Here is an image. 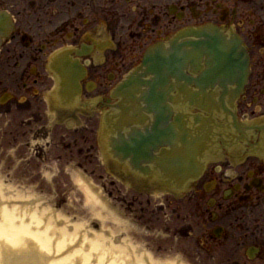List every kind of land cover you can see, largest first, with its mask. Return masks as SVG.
<instances>
[{"label": "flooded vegetation", "instance_id": "obj_1", "mask_svg": "<svg viewBox=\"0 0 264 264\" xmlns=\"http://www.w3.org/2000/svg\"><path fill=\"white\" fill-rule=\"evenodd\" d=\"M0 10L16 25L0 52V118L43 120L66 66L74 88L61 116L79 122L59 128L67 134L58 142L79 156L98 150L105 110L121 115L131 102L134 117L137 103H145L147 86L120 89L131 78L154 81L144 63L152 50L168 56L176 43L185 53L191 50L185 44H200L196 34L205 31L227 42L238 38L248 63L245 83L204 89L206 59L185 62L182 79L168 76L170 103L192 110L178 130V155L200 171L185 192L165 182L170 192L156 204L146 194L148 225H160L170 247L176 243L188 259L264 264V0H0ZM115 183L122 193L124 183Z\"/></svg>", "mask_w": 264, "mask_h": 264}, {"label": "rangeland", "instance_id": "obj_2", "mask_svg": "<svg viewBox=\"0 0 264 264\" xmlns=\"http://www.w3.org/2000/svg\"><path fill=\"white\" fill-rule=\"evenodd\" d=\"M19 119V122L8 118L0 119V197L11 198L22 205L17 207L32 224L39 223L40 231H45L50 244H54L55 239L60 237L56 232L60 234L63 231L70 241L84 236L86 240H97L96 245L104 248L127 245L124 247L127 255L137 248L147 254L162 251L173 256L172 259H161L156 254L154 260L157 264L168 261L202 264L197 259H186L176 247L171 248L170 239L157 234L158 230L162 231L160 225L157 229L150 230L147 226L150 215L146 197L135 200L132 192L124 187L120 193L115 184L104 179V169L90 163L94 161L91 159L93 156H90L89 161L81 160L79 152L75 151L77 161L87 164V170L93 176L92 187L77 181L75 173L66 171L61 165H65L66 161L70 162L72 156L58 142L59 134L64 131L59 128L49 129L46 117L41 121L25 123V119ZM42 126L46 127L45 131L56 134L51 144H46V136L39 134L43 131L40 130ZM43 163H48L46 166L54 164L56 177L52 181L45 178L49 173L46 174ZM86 188H98L100 204L88 198ZM119 228L123 231L117 233ZM188 245L186 242V249Z\"/></svg>", "mask_w": 264, "mask_h": 264}, {"label": "bare ground", "instance_id": "obj_3", "mask_svg": "<svg viewBox=\"0 0 264 264\" xmlns=\"http://www.w3.org/2000/svg\"><path fill=\"white\" fill-rule=\"evenodd\" d=\"M88 198L100 204L99 194L87 189ZM95 200V201H94ZM95 204V205H96ZM13 199L0 197V264H157L147 253L136 251L126 254L127 245L104 248L96 245L97 240H67L65 233L56 232L60 237L54 244L49 243L45 231H40L39 223L30 222ZM12 210H8V209ZM34 225V228L32 227ZM123 231L122 228L117 233ZM55 233V232H54ZM66 236V240L64 237ZM133 250V248H132ZM90 255V256H89ZM92 259H91V258ZM131 259V261H128ZM129 262V263H127ZM165 264H183L166 262Z\"/></svg>", "mask_w": 264, "mask_h": 264}, {"label": "water", "instance_id": "obj_4", "mask_svg": "<svg viewBox=\"0 0 264 264\" xmlns=\"http://www.w3.org/2000/svg\"><path fill=\"white\" fill-rule=\"evenodd\" d=\"M13 28V23L9 21L5 14L0 12V48L3 42L9 38ZM228 47L219 38L209 39L207 42L202 43L203 54H206L210 58L209 65L211 67L203 76V83L206 85L218 79L230 81L240 80L237 76L242 73V70L238 66L242 62H240L238 47L235 45L231 52L228 51ZM187 57L189 56L187 55ZM178 58V55H173L168 62L162 59L161 61H147L151 63V67L158 75V82L152 88L150 102H148L149 107L156 113V123L151 133L147 130L146 135L138 132L136 137H131L129 141L122 139L121 145L116 149L119 153L124 154L125 158H132L133 164L139 170H143L141 166L143 162L146 160L150 161L154 158L153 150L156 151L159 146H162L166 139L173 138L174 131L172 126L164 128V124L167 122L164 116L166 113L164 107L165 100L162 94L156 92V89L162 87L165 83L163 77L164 69L174 71L181 64L182 61ZM165 65L170 66L166 68L164 67ZM169 164V171L176 170V172L180 171L181 173L178 161H172Z\"/></svg>", "mask_w": 264, "mask_h": 264}]
</instances>
